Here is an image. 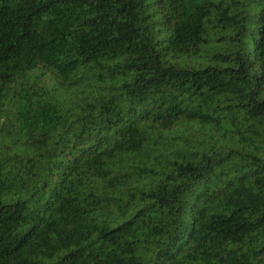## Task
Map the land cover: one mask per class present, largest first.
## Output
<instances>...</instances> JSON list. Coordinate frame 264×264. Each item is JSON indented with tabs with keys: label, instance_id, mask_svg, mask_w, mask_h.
<instances>
[{
	"label": "trees",
	"instance_id": "trees-1",
	"mask_svg": "<svg viewBox=\"0 0 264 264\" xmlns=\"http://www.w3.org/2000/svg\"><path fill=\"white\" fill-rule=\"evenodd\" d=\"M0 264H264V0H0Z\"/></svg>",
	"mask_w": 264,
	"mask_h": 264
}]
</instances>
